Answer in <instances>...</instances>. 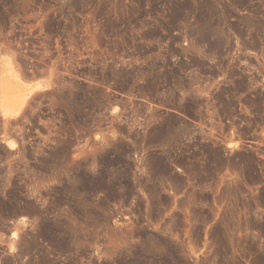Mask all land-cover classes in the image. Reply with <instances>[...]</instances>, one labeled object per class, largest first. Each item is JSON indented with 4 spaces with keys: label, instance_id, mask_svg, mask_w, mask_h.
Returning <instances> with one entry per match:
<instances>
[{
    "label": "rangeland",
    "instance_id": "rangeland-1",
    "mask_svg": "<svg viewBox=\"0 0 264 264\" xmlns=\"http://www.w3.org/2000/svg\"><path fill=\"white\" fill-rule=\"evenodd\" d=\"M31 1L0 74L62 85L0 102V264H264V0Z\"/></svg>",
    "mask_w": 264,
    "mask_h": 264
},
{
    "label": "bare ground",
    "instance_id": "bare-ground-1",
    "mask_svg": "<svg viewBox=\"0 0 264 264\" xmlns=\"http://www.w3.org/2000/svg\"><path fill=\"white\" fill-rule=\"evenodd\" d=\"M17 3V5L21 8H26L28 7L29 5H31L32 1L31 0H13ZM48 1V0H47ZM56 1H59V0H56ZM5 1H3L4 3ZM41 2V1H40ZM80 2V1H79ZM2 3V4H3ZM46 3V2H45ZM56 3V2H55ZM60 4L62 3V0L59 2ZM73 0H67V5L69 6V8H73L74 4H73ZM9 4V3H8ZM49 4V3H48ZM53 4V3H51ZM13 5V4H12ZM62 5V4H61ZM5 6H8L7 4ZM63 6V5H62ZM73 6V7H72ZM10 7V5H9ZM60 7V6H59ZM7 8V7H6ZM16 8V7H15ZM34 8V7H33ZM32 8V9H33ZM52 7H49L47 5H45L44 3H39L35 9H37V13L35 15H32L33 19L38 21V23H42L44 22V24H46L45 20L47 18V12H48V9H51ZM65 9V7H64ZM57 10V9H55ZM89 10V9H88ZM16 11V10H15ZM19 11V10H18ZM24 11V10H23ZM28 11V10H27ZM31 11V10H29ZM74 11V10H73ZM25 12H26V9H25ZM33 12L34 9H33ZM52 12H54V10H52ZM78 12V11H77ZM51 13V12H50ZM28 14V13H27ZM55 13H53L54 15ZM70 16H72L70 14ZM23 17V16H22ZM72 18V17H71ZM48 19V18H47ZM22 20V19H21ZM84 20V19H83ZM33 21V20H31ZM3 22V21H2ZM26 22L29 23V21L26 20ZM48 22V21H47ZM59 22V21H58ZM85 22V21H84ZM11 23V22H10ZM27 23V24H28ZM31 23V22H30ZM35 23V22H34ZM83 23V22H82ZM33 24V23H32ZM60 24V23H59ZM58 24V25H59ZM36 25V24H35ZM72 25V24H71ZM12 26V25H11ZM45 26V25H44ZM17 27V26H16ZM28 28V27H26ZM31 28V26H30ZM41 28H42V24H41ZM22 29V28H21ZM38 29V27H37ZM9 30V29H8ZM19 30V29H18ZM24 30V29H23ZM47 30V29H46ZM49 31V30H48ZM12 32V31H11ZM18 32V31H17ZM13 34V33H12ZM29 34V33H28ZM75 34V33H74ZM86 36V35H85ZM14 37V35H13ZM32 37V36H31ZM47 38V37H46ZM88 38V37H87ZM74 41V40H73ZM86 41V40H85ZM37 42V41H36ZM48 43V42H47ZM34 44V43H33ZM50 45V44H49ZM73 45V44H72ZM11 48V47H10ZM9 49V47H8ZM5 52V51H4ZM8 52V51H7ZM69 52V51H68ZM15 53V52H14ZM67 53V52H66ZM6 55V54H5ZM9 55V54H8ZM11 55V54H10ZM15 55V54H13ZM7 56V55H6ZM16 56V55H15ZM15 56H13V58L9 59V61L7 62V64L4 66V72H1V74L3 75V79L0 80V92H1V100L0 102L1 103H4L2 106H4L3 108V116H1V120L9 127V129L11 127H16L18 126L20 120L22 119L23 115H24V112L27 108H30V104L32 103L33 99L35 98V95L36 93L40 92V91H45V90H50L51 92L57 88V90H59V86L62 85V84H59L60 81H59V78H62L60 75H57L52 73L51 71L49 70H44L42 72V76L45 78V82H39L41 83V86H30L26 87L24 86L23 84V81H24V75H25V64L24 62L22 63V61L19 59V58H16ZM18 56V55H17ZM52 57V56H51ZM21 58V57H20ZM7 60V59H5ZM24 60V59H23ZM6 62V61H5ZM43 63V61H42ZM72 64V63H71ZM25 65V66H24ZM47 64H44V67H46ZM73 65V64H72ZM48 66V65H47ZM74 66V65H73ZM33 67V66H32ZM36 68V67H35ZM29 69V68H28ZM44 69V68H43ZM55 70V69H54ZM30 71V70H29ZM60 71V70H59ZM0 74V75H1ZM28 74V73H27ZM61 74H63L61 72ZM26 76V75H25ZM29 78V77H28ZM42 78V77H41ZM43 79V78H42ZM61 80V79H60ZM30 81V79H29ZM35 83V82H34ZM62 83V82H61ZM66 83V82H65ZM59 84V86L57 87V85ZM34 85V84H33ZM40 85V84H39ZM61 88V87H60ZM45 89V90H44ZM55 90V92L57 91ZM42 91V92H43ZM50 91H47L50 94L51 92ZM41 92V93H42ZM46 92V91H45ZM54 92V91H53ZM52 92V93H53ZM44 92L41 94L43 95ZM40 95V94H39ZM38 95V96H39ZM40 95V96H41ZM62 95V94H61ZM52 96V95H51ZM60 96V95H59ZM45 97V96H44ZM38 98V97H37ZM36 98V99H37ZM49 99V98H48ZM50 101V100H49ZM50 104V103H49ZM34 106V104H31ZM37 105V104H35ZM2 109V108H1ZM39 109V108H38ZM29 110V109H28ZM35 111V110H34ZM28 112V111H27ZM26 113V112H25ZM26 116V115H25ZM25 119V118H24ZM55 119V118H54ZM23 120V119H22ZM21 120V122H22ZM26 120V119H25ZM24 120V121H25ZM28 121V120H27ZM57 121V120H56ZM1 122V121H0ZM22 124V123H20ZM7 129L8 131H11ZM17 129V128H16ZM21 129V128H20ZM6 130V131H7ZM16 132L15 129H13ZM18 130V129H17ZM20 132V130H19ZM18 132V133H19ZM11 135H12V132H10ZM9 133V134H10ZM14 133V132H13ZM20 134V133H19ZM18 134V135H19ZM24 134V133H23ZM10 135V136H11ZM16 135V134H14ZM7 136V135H6ZM12 137L15 138V136L12 135ZM10 138V137H9ZM30 139V138H29ZM9 140V139H8ZM11 140V139H10ZM17 141V140H16ZM14 141V142H16ZM6 145V144H5Z\"/></svg>",
    "mask_w": 264,
    "mask_h": 264
}]
</instances>
